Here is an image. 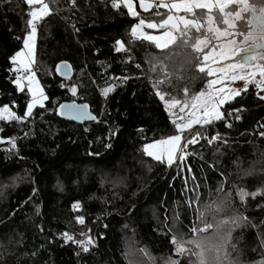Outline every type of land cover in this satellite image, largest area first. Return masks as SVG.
Segmentation results:
<instances>
[{
  "label": "trees",
  "instance_id": "16d2710c",
  "mask_svg": "<svg viewBox=\"0 0 264 264\" xmlns=\"http://www.w3.org/2000/svg\"><path fill=\"white\" fill-rule=\"evenodd\" d=\"M43 2L49 13L36 26L34 71L49 95L45 107L84 102L98 122L76 125L39 107L22 122L0 120V190L6 196L0 200V264H193L189 241L198 230L205 233L208 217L201 213L213 204L225 207L223 218H244V226L231 234L230 259L264 264V194L241 200L242 189L264 192V101L252 84L224 106V121L183 134L182 147L197 139L183 161L178 157L169 166L142 150L175 134L157 94L164 102L186 103L206 87L204 51L195 46L204 39L210 41L207 49L213 46L208 16L223 28L241 6L196 10V27L158 49L130 37L137 18L122 3L113 8V0ZM245 4L264 8V0ZM29 10L23 0H0V106L9 105L19 117L28 97L11 83L9 57L29 31ZM144 15L158 19L166 13ZM237 28L243 33L248 27L237 22ZM117 39L124 52L114 50ZM60 61L73 67L68 81L54 74ZM61 83L76 86V96ZM109 86L113 91L103 96ZM215 135L219 139L210 142ZM9 177L22 179L13 187ZM65 232L95 243L84 252L64 243Z\"/></svg>",
  "mask_w": 264,
  "mask_h": 264
},
{
  "label": "rangeland",
  "instance_id": "374dc122",
  "mask_svg": "<svg viewBox=\"0 0 264 264\" xmlns=\"http://www.w3.org/2000/svg\"><path fill=\"white\" fill-rule=\"evenodd\" d=\"M132 3L137 20L130 28V37L150 42L158 49H166L171 46L181 31L196 27V23L191 18L196 10L212 11L217 9L224 12L231 5L241 6L236 12L228 16L223 28L215 24L211 17L208 16L206 19L205 28L212 35L213 46L207 49L210 43L208 39L199 41L195 46L196 50L204 51L201 68L205 70L208 77L206 87L189 102H166L169 105L175 103L176 108L171 111L176 114V117H184V120H180L178 123L184 124L188 121L195 123V110L205 105L211 106L214 97L223 96L225 89L229 91L228 85L238 83L243 87L256 81L257 86H264V8L250 7L245 4L246 0H132ZM33 7L39 8L40 5L37 4ZM151 11L153 14L164 11L166 15L158 19L148 18L144 15ZM46 16L42 17L36 26ZM237 22L246 23L247 31L238 32ZM145 36L156 37L157 39H145ZM35 49L36 40L32 68L39 82L34 71ZM213 83L217 85L215 92L212 91ZM176 117H171V120ZM196 126L202 125L194 124L191 128L186 127L183 134L189 133ZM182 143L183 135L181 146L177 149V158L183 148Z\"/></svg>",
  "mask_w": 264,
  "mask_h": 264
},
{
  "label": "snow or ice",
  "instance_id": "6c2138e0",
  "mask_svg": "<svg viewBox=\"0 0 264 264\" xmlns=\"http://www.w3.org/2000/svg\"><path fill=\"white\" fill-rule=\"evenodd\" d=\"M10 3L11 0H8ZM23 2L29 6L31 9L28 12V16L30 17L27 20V29L29 30L26 35L23 37V47L15 51L13 55L9 57V63L12 65L11 68L8 69L9 72L15 73V78L11 81L13 84L15 90L17 93H22L25 91L28 99L26 100V108L23 113V117H19L16 115L14 111L10 110L9 105L5 104L3 106H0V120L3 121H9V120H15L17 122H22L23 120H27L29 117L33 115V110L37 107L44 109L45 111H52L55 115L61 116V117H67L70 120L75 121H93L96 120V117L93 116L89 111V105L87 103L84 104H77L75 102L70 103H60L58 108L54 109H47L45 107V102L49 100V95L45 93L44 88L41 86V84L37 81L32 64H33V51H34V45L36 40V34H37V28L36 23L44 16L48 15L49 13V5L47 3H43V0H23ZM120 3L123 4V7L127 9L128 15L135 17L136 12L133 10V3L132 0H113L112 7L117 8L120 6ZM40 5L39 8L33 7L34 5ZM145 39H157L156 37L151 36H145ZM114 50L118 53L125 51V46L122 43L121 40L117 39L115 41ZM59 67L67 68V65H59ZM65 77L68 76V72L65 71L63 73ZM126 79V78H124ZM60 88H66V90L71 93L73 96H76L77 94V88L76 86H66L65 84L61 83L59 85ZM217 88V85L215 83L212 84V91L215 92ZM249 88H244L243 91H238L237 93L233 94L227 89L224 90V95L221 97H214L213 103L211 106L205 105L202 108H197L195 110V123H192L191 121H188L184 124L178 123L180 120H184L183 116L176 117V114L171 111L172 109L176 108L175 103H172L169 105L168 103L164 102L160 97L159 94H157V98L161 103L164 104L165 110L169 113L170 117H176L172 120V123L175 127V134L168 136L166 139H160L156 140L152 143H146L143 146V153L149 157H151L153 160H157L160 162H166L169 166H171L174 162V160L177 158V149L181 146V140L182 135L185 130V128H191L194 124L199 125H212L215 121H224L225 115H224V106L225 105H231L233 101L238 96H241L242 93H247ZM256 92L258 94V99L260 101H264V95H261L260 93H264V86H257ZM111 91H113V87L109 86L102 90L101 94L103 96H107ZM52 103L55 105L57 102L55 100L52 101ZM233 111H236L239 113L240 109H233ZM189 115H192V113H189ZM229 115H231V112H229ZM235 119L239 120L240 115L237 114L235 116ZM225 127H231V124L225 122ZM140 131H143L142 129ZM261 135H264V133H261ZM205 139H208L207 137H204ZM219 139L218 135L212 136L210 138L211 141H216ZM196 138H192L191 140H188L187 144L183 145L184 148H187L188 144L196 143ZM9 143L12 144V147H15V144L13 141H9ZM107 147V145H106ZM187 153L180 152L179 153V160L183 161L185 159V156ZM22 178L20 177H9V180L11 181V186H15V183ZM4 186H8L7 183H5ZM36 189L33 188V194H35ZM241 200L244 199L245 196L251 195L255 197L259 194H264V192H252L248 193L241 190ZM79 205L74 204L73 208L78 209ZM76 222L78 224L84 223V218L82 216H78L76 218ZM86 235L84 233L81 234ZM62 239L65 244L72 242L74 244H77L84 252H87L89 250L90 245H94V240L91 238L81 239L79 241L74 240L73 236L69 233L65 232L62 234Z\"/></svg>",
  "mask_w": 264,
  "mask_h": 264
},
{
  "label": "clouds",
  "instance_id": "9594fccd",
  "mask_svg": "<svg viewBox=\"0 0 264 264\" xmlns=\"http://www.w3.org/2000/svg\"><path fill=\"white\" fill-rule=\"evenodd\" d=\"M5 198V192L0 190V200ZM224 211L225 207L213 204L201 213L208 217L205 222L207 234L198 230L189 241L190 251L194 255L193 264H240L238 260L230 259L228 247L232 232L244 226V218L238 214L223 218L220 214ZM131 246L130 241L129 247Z\"/></svg>",
  "mask_w": 264,
  "mask_h": 264
},
{
  "label": "water",
  "instance_id": "95a60500",
  "mask_svg": "<svg viewBox=\"0 0 264 264\" xmlns=\"http://www.w3.org/2000/svg\"><path fill=\"white\" fill-rule=\"evenodd\" d=\"M59 65H67V68H64V67H59V68H58ZM53 71H54L55 76H56L57 78H59L60 80H62V81H68V80H70V79L72 78L73 74H74V71H73V67H72V65H71L69 62H67V61H60V62L56 63L55 66H54V70H53ZM65 71L68 72V76H67V77H65V76L63 75V73H64ZM70 102H75V103H77V104H84V102H76V101H70ZM70 102H63V103H70ZM58 106H59V105H58ZM58 106H57L56 108H58ZM88 111H89L93 116L96 117V120H93V121H88V120H84V121H75V120H70V119H68L67 117H61V116H57V115H56V117L59 118V119L62 120V121H66V122L73 123V124H76V125L91 124V123H96V122H98V117L92 112L90 106H89V108H88Z\"/></svg>",
  "mask_w": 264,
  "mask_h": 264
},
{
  "label": "built area",
  "instance_id": "2783aa9c",
  "mask_svg": "<svg viewBox=\"0 0 264 264\" xmlns=\"http://www.w3.org/2000/svg\"><path fill=\"white\" fill-rule=\"evenodd\" d=\"M128 38H130V37H128ZM252 85H253V87L254 88H256L257 87V85H256V81H254L253 83H252ZM242 88V86L240 85V84H233V85H231L228 89H229V91H231V92H238V91H240V89ZM197 140V139H196ZM191 146V144H188V146H187V148H184V150H181V152L183 151V152H185V153H187L188 154V148Z\"/></svg>",
  "mask_w": 264,
  "mask_h": 264
},
{
  "label": "crops",
  "instance_id": "0c3cea01",
  "mask_svg": "<svg viewBox=\"0 0 264 264\" xmlns=\"http://www.w3.org/2000/svg\"><path fill=\"white\" fill-rule=\"evenodd\" d=\"M235 84V83H234ZM231 85H233V84H231ZM231 85H228V87H230Z\"/></svg>",
  "mask_w": 264,
  "mask_h": 264
}]
</instances>
